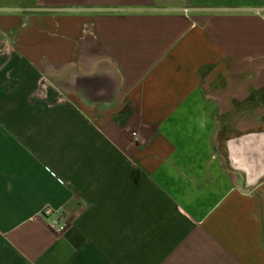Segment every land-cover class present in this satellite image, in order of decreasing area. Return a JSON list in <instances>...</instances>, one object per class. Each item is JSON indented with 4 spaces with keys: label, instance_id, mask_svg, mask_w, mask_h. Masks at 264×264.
<instances>
[{
    "label": "crops",
    "instance_id": "crops-1",
    "mask_svg": "<svg viewBox=\"0 0 264 264\" xmlns=\"http://www.w3.org/2000/svg\"><path fill=\"white\" fill-rule=\"evenodd\" d=\"M0 264H264V0H0Z\"/></svg>",
    "mask_w": 264,
    "mask_h": 264
},
{
    "label": "built area",
    "instance_id": "built-area-1",
    "mask_svg": "<svg viewBox=\"0 0 264 264\" xmlns=\"http://www.w3.org/2000/svg\"><path fill=\"white\" fill-rule=\"evenodd\" d=\"M43 215H47L49 213L48 210H44V212H42ZM62 221V220H61ZM50 226L54 229H56L57 231H62L66 228L67 226V223L66 221H62V224L59 222L58 219H54L51 223H50Z\"/></svg>",
    "mask_w": 264,
    "mask_h": 264
}]
</instances>
